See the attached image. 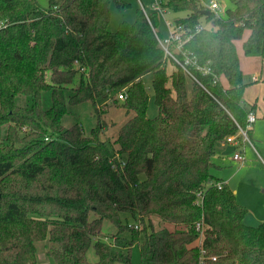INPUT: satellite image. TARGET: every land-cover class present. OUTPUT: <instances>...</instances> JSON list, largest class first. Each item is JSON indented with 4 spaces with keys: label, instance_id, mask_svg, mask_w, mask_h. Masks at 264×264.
Segmentation results:
<instances>
[{
    "label": "trees",
    "instance_id": "16d2710c",
    "mask_svg": "<svg viewBox=\"0 0 264 264\" xmlns=\"http://www.w3.org/2000/svg\"><path fill=\"white\" fill-rule=\"evenodd\" d=\"M228 1L222 19L203 14L210 0H160L167 13L186 14L177 20L191 36L183 49L206 92L180 66L166 72L157 12L140 9L135 24L112 32L111 6L123 12L125 0H49L47 9L0 0V264H38L37 244L46 240L57 264H134L135 245L140 264H198L201 234L216 258L208 264H264V223L247 226L248 210L211 173L253 111L243 104L237 51L246 32L245 55L264 60V0ZM203 23L211 28L198 31ZM110 102L124 112L115 138L102 108ZM88 103L96 120L89 135L82 124L63 126L69 108ZM120 160L118 172L112 164ZM106 221L118 232L109 244L99 239Z\"/></svg>",
    "mask_w": 264,
    "mask_h": 264
},
{
    "label": "rangeland",
    "instance_id": "374dc122",
    "mask_svg": "<svg viewBox=\"0 0 264 264\" xmlns=\"http://www.w3.org/2000/svg\"><path fill=\"white\" fill-rule=\"evenodd\" d=\"M125 1L130 5V7L123 12L119 11L115 5L111 6L110 30L112 32L117 31L122 22H126L130 25L135 24L138 18V11L141 9L145 14H153L155 12L159 14V29L154 30L155 32H160L159 38L164 39L169 37V28L167 23H172L173 26L171 27V30H174L177 26H179L177 24V20L186 17L185 13L175 14L169 12L164 16L161 15V12L158 11L159 7L155 4V0ZM207 1L209 0H206V2ZM211 1H216L221 6V9L218 11V17L226 19V11L231 10L233 5L228 0H210V2ZM37 2L43 9H47L49 6V0H37ZM202 25L211 28L210 24L206 25L203 23ZM248 35L249 32H246L244 38L238 41L237 51L240 57L241 69L245 80H249L252 76H259L258 82H247L248 86L243 93V100L246 101V107L248 109H253L254 111L251 113L255 115L256 123L249 128L247 122L245 128L248 129V132H250V134H248V142L244 146H240L238 148L239 152L245 150L243 153L245 161L243 163L236 162L232 160V153L229 155L220 153L213 159L211 173L216 179L227 184L229 189L234 192L237 203L244 206L248 210L249 213L245 219V224L250 227H257L264 223V62L258 55H245L243 43L247 39ZM160 48L164 51L161 45ZM173 48L176 47L173 46ZM163 63L168 74L178 72V66L173 59L167 58L164 55ZM143 82L147 90H151L152 75H147ZM185 88H187L189 92L195 88L194 82L188 77L185 78ZM149 93L151 100L148 116L150 118H154L159 114V110L154 103L153 92L150 91ZM119 102L121 101H118V103ZM109 104L102 107L103 110L107 112L104 116V122H109V125H111V121H115L117 123V126L113 127L108 125L109 130L106 131L109 136L115 138L119 132L118 123L121 120L123 121L124 112L115 107L113 102H110ZM92 112L93 109L89 103L78 107H71L62 120L63 126L69 128L76 123L82 124L84 126V132L87 136L91 133L92 128L96 126V120ZM104 128L106 130V126ZM3 134L5 137L6 127H4ZM22 134L23 130H19L21 138L24 137ZM144 220L145 224H148V219ZM152 222L155 228L159 229V220L152 218ZM133 223L139 225V230H142L144 226L143 224L134 221ZM117 233L118 232L115 227L106 221L104 223L103 234L99 239L109 244L111 242L109 238ZM125 235L126 233H124L123 236ZM53 246L54 245L49 243L48 240L37 244L38 264H57L55 260L47 254L48 250ZM96 259L94 251L91 250L89 253V260L95 262ZM131 259L134 264L141 263L140 249L136 245L133 246L131 250Z\"/></svg>",
    "mask_w": 264,
    "mask_h": 264
},
{
    "label": "built area",
    "instance_id": "2783aa9c",
    "mask_svg": "<svg viewBox=\"0 0 264 264\" xmlns=\"http://www.w3.org/2000/svg\"><path fill=\"white\" fill-rule=\"evenodd\" d=\"M155 4L159 7L158 11L161 12V15L164 16L167 14V12H165L164 9L161 8L160 0H155ZM206 7L208 8L209 11L214 12L217 16H218V11L221 9V6L216 1H211L208 5H206ZM167 26L169 28V37L161 39L156 34V37H157L159 44L161 45V47L165 51V56L167 58L173 59L174 62L178 66H180V68L183 70V72L188 77H190L193 81L197 82L202 87V89H204L206 92H208L206 87L196 79V77L193 75L192 71L190 70L189 66L191 65L192 61L189 59L188 55L184 52V49H183L185 44L190 41L191 36L190 35L185 36L184 30H183L182 26H180V25L177 26L174 30H171V27L173 26L172 23L171 24L167 23ZM204 28H205L204 26H200V27H198V31H201ZM173 46H175L176 48H173ZM174 51L180 52L182 54V56L184 57L182 59L183 61H181L179 59V57L174 53ZM193 63L195 64L196 62L193 61ZM197 69L199 71H201L204 75L211 73L210 69L207 66H204V67L198 66ZM81 70L85 71L84 68H81ZM253 80L256 81V78H253ZM215 83H217V82L215 81ZM126 98H127V92H126V89H123L119 93L118 99L120 101H125ZM247 122H248L249 128L256 122V117L253 113L249 114ZM248 133H249L248 129L244 130L241 127H239V132L237 135L230 136L226 139L227 146L235 148V151L232 153V160L233 161L240 162V163H243L245 161V157L243 155V152L242 151L239 152L238 148L240 146H244L248 142ZM117 158H118V156H117ZM118 160H119V158H118ZM119 163H120L119 165H117L116 163L112 164L113 169L118 171V172L123 171V169L126 165V162H124L122 160H120ZM224 185H225V183L220 182V183H217L215 186L219 190H221ZM198 203H201V204L203 203L201 194L199 195ZM196 228H197V230H200V232L202 233L203 228H202L201 224H197ZM135 229L139 230V225L135 224ZM202 242H203V236L201 234V236L198 240V244H197L200 247V258H199L198 264H208L209 260L216 261L215 257H209L207 251L202 247Z\"/></svg>",
    "mask_w": 264,
    "mask_h": 264
},
{
    "label": "crops",
    "instance_id": "0c3cea01",
    "mask_svg": "<svg viewBox=\"0 0 264 264\" xmlns=\"http://www.w3.org/2000/svg\"><path fill=\"white\" fill-rule=\"evenodd\" d=\"M262 61L264 62V60L262 59ZM263 65V64H262ZM253 78H256V81H254L253 80ZM249 79V78H248ZM259 81V76H252L249 80H245V82L247 83H254V82H258ZM243 104L246 106V101H243ZM254 112V111H253ZM256 123V122H255ZM254 123V124H255ZM248 134H250V132L248 133ZM242 152L244 153L245 152V150H242ZM244 155V154H243Z\"/></svg>",
    "mask_w": 264,
    "mask_h": 264
},
{
    "label": "water",
    "instance_id": "95a60500",
    "mask_svg": "<svg viewBox=\"0 0 264 264\" xmlns=\"http://www.w3.org/2000/svg\"><path fill=\"white\" fill-rule=\"evenodd\" d=\"M203 14L210 15V11H204ZM234 151H235L234 147H227V149L225 150L224 154L225 155H229V154L233 153Z\"/></svg>",
    "mask_w": 264,
    "mask_h": 264
}]
</instances>
